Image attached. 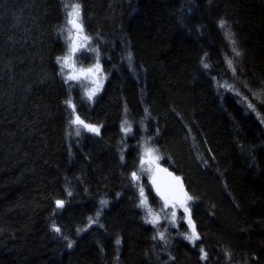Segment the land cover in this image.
I'll use <instances>...</instances> for the list:
<instances>
[{
    "label": "trees",
    "instance_id": "16d2710c",
    "mask_svg": "<svg viewBox=\"0 0 264 264\" xmlns=\"http://www.w3.org/2000/svg\"><path fill=\"white\" fill-rule=\"evenodd\" d=\"M74 1L105 79L92 106L60 73L66 1L0 0V264H264V0ZM66 101L98 133L70 137ZM145 138L192 197L194 247L145 222Z\"/></svg>",
    "mask_w": 264,
    "mask_h": 264
},
{
    "label": "rangeland",
    "instance_id": "374dc122",
    "mask_svg": "<svg viewBox=\"0 0 264 264\" xmlns=\"http://www.w3.org/2000/svg\"><path fill=\"white\" fill-rule=\"evenodd\" d=\"M65 1H66V4H65V26L63 28V33H64V40H65V44H66V53L64 54V56L69 51L70 31H72L74 33V29L72 28V25L69 24V22H68L70 19L68 13L71 11V5L77 4L74 0H65ZM79 22L80 23L82 22L81 21V9H80ZM81 25H82V23H81ZM82 28H83V26H82ZM81 36H85L84 35V29H83V33L81 34ZM229 37H231L230 34L228 32H225V34H224L225 42H226L228 48L230 49V51L233 54H236L235 51H233L234 46H233L232 37L231 38H229ZM74 38H76V37H74ZM80 42H81L80 39H77V44H79ZM83 43H84V47H79L78 50L75 52L73 58H72V61L74 62V68L69 66V67H64L62 69L61 63H58V64H59L60 73H61V76H62V79L64 80V82L69 87L77 88V90L80 91L82 98L87 102V104L92 106L95 99L101 93V91L103 89L104 82H105L103 75L100 74V70H99V72H96L94 75H90L87 79H84V78H81L80 80H68L67 79V76L70 73L78 72L79 69H81V68L87 69V68H92L97 64L99 65L98 59L92 53L93 51H90V48L88 45L89 44L88 40L83 41ZM91 55H92V57H91ZM228 68H229L230 72L232 73L233 69L231 67H229V65H228ZM99 69H100V66H99ZM215 85H216L217 91L220 94H223V95L224 94H230L231 96L236 98L239 101V103L242 104L249 112L257 115L255 113V110H253V108L248 107V105H249L248 101L245 99V97L243 95H241L238 88H236L231 82L221 80V81H217ZM95 88H98V90L95 92V95L92 97V99H89L88 98L89 91L92 89H95ZM67 107H68V110L70 113V118H71L70 126H69V134H70V137L72 136V138L76 139V138L81 137L85 132H88V130L86 128H84L82 125L74 123L77 116L80 118V120L84 121L82 119V117L75 110L74 105L72 103H71V105L67 104ZM84 123H85V121H84ZM85 124H87V123H85ZM122 125H123L122 126L123 136H124V138H127L131 134V128H130V122L128 121V119L126 117L124 118ZM126 128H130V131H125ZM77 133H79V134H77ZM147 149L154 150L152 153L153 158L158 156L159 159L155 160V163H153L151 166H149L148 164H144L142 166L141 160H142V158H144V154H145V151ZM157 165H158V168H157ZM160 167H161V157H160L159 153L155 150V148L153 147V145L149 139H147V138L143 139L140 142V163H139V168L136 171V174L139 176V180L134 181L132 179L133 185L136 188L138 196H139V206H140V202H141L140 188L143 187L144 191L146 190V186H150V188H152L151 187V181L154 178L156 171ZM149 168L151 170H146ZM152 192H153L154 197H155V206L154 207L150 204V202L146 196V191H145V197L147 198L148 206L153 210L154 213L159 215V217H160L159 222L156 224L147 222V221L153 219V217L148 215L146 208L140 206V209L143 212V216H144L146 224L155 231L156 239L162 243H170V241L172 239L178 238L181 241H183L184 243L188 244L189 246L194 247L196 245V243H198L199 239L195 240L194 243L185 239L186 235L191 234V228L189 227L188 222H187L188 213H185L184 209L182 207H180L179 205H176V207L173 208L170 204L169 207L164 208L163 200L161 199V197L158 196L154 191H152ZM189 204H190V200L187 202V207H188L189 213H190ZM173 211L176 212L175 223H172L171 213ZM160 233L164 234V239H160ZM202 260H204V258H202Z\"/></svg>",
    "mask_w": 264,
    "mask_h": 264
},
{
    "label": "snow or ice",
    "instance_id": "6c2138e0",
    "mask_svg": "<svg viewBox=\"0 0 264 264\" xmlns=\"http://www.w3.org/2000/svg\"><path fill=\"white\" fill-rule=\"evenodd\" d=\"M68 15L70 17L68 22H69V24L72 25V28L75 31H74V33L72 31H70L68 53L64 57H58V63H61L62 69L64 67H69V66L74 68V62L72 61V58H73L75 52L78 50L79 47H84L83 41H86L89 39L87 36H81V34L83 33V28H82L81 23L79 22V17H80V6H79V4L71 5V11L68 13ZM220 27L221 28L225 27L224 21L220 22ZM74 37H76V38H74ZM229 38H231V37H229ZM77 39H80V41H81L79 44H77ZM233 43H234V41H233ZM233 51H236V49L234 48ZM236 55L239 56L240 53L238 51H236ZM228 64H229V67H231L232 61L229 60ZM204 67L207 68L208 65L205 64ZM233 71H235V70L233 69ZM96 72H99V65L98 64L92 68H87V69L81 68V69H79L78 72L70 73L67 76V79L68 80H80L82 77L84 79H87L90 75H94ZM97 90H98V88L90 90L88 93V98L92 99V97L95 95V92ZM66 103L71 105V101H66ZM248 107L253 108V105L249 104ZM253 110H255V109L253 108ZM74 123L82 125L84 128L88 129L89 131H93V132H97V133L99 131L98 129L93 128V127L85 124L84 121L80 120V118L78 116L76 117V120L74 121ZM125 131H130V128H126ZM77 134H79V133H77ZM153 151L154 150H152V149H147L145 151L144 158H142V160H141L142 166L144 164H148L149 166H151L153 163H155V160L159 159L158 156L153 158V156H152ZM157 168H158V165H157ZM146 170H151V169L149 168ZM163 171H166V170H163ZM169 175H171V174L169 173ZM132 179L134 181H138L139 176L135 172H133L132 173ZM173 179L175 181V184L167 185L163 188V190L161 189V187L159 185L156 184L155 179L152 180V183L156 187L157 194L163 200L164 208L169 207L170 204L173 208H175L176 205L179 204V206L184 209V212L188 213L187 222H188L189 227L191 228V234L186 235L185 239L194 243L195 240L200 239V237H199V234L196 232L195 224L193 223V221L191 219L189 209L187 207V202L189 200H191L192 197L188 196V194L183 191V186H182V184L179 183L178 177H175ZM140 196H141L140 206L146 208L148 215L153 217V219H151L147 222L153 223V224L158 223L160 217L158 214L154 213L153 210L148 206L147 198L145 197V191H144L143 187L140 188ZM56 203H57V207L63 206V201H57ZM101 203H106V202L102 201ZM171 217H172V223H175V218H176V212L175 211H173L171 213ZM55 231L59 232L60 229L56 228ZM160 239H164L163 233H160ZM117 243H119V241H117ZM69 247H71V244H69ZM201 252H203V249H201ZM202 258H206V254Z\"/></svg>",
    "mask_w": 264,
    "mask_h": 264
},
{
    "label": "water",
    "instance_id": "95a60500",
    "mask_svg": "<svg viewBox=\"0 0 264 264\" xmlns=\"http://www.w3.org/2000/svg\"><path fill=\"white\" fill-rule=\"evenodd\" d=\"M83 78V77H82ZM93 127V126H91ZM94 128V127H93ZM88 130V129H87ZM88 132L90 134H96V132H93V131H89ZM163 170H166V171H163ZM169 173L171 175H169ZM175 177H178L176 176L173 172H171L168 168L164 167V166H161L157 171H156V174L154 176L153 179L156 180V184L159 185L161 187V189L163 190V188L167 185H170V184H175V181L173 178ZM179 178V183L182 184L183 186V191L187 193L186 189H185V186H184V183L182 181V179L180 177ZM152 179V180H153ZM151 187L153 189V191L157 194V191H156V187L153 185L152 181H151ZM158 195V194H157ZM159 196V195H158ZM179 205V204H177Z\"/></svg>",
    "mask_w": 264,
    "mask_h": 264
}]
</instances>
